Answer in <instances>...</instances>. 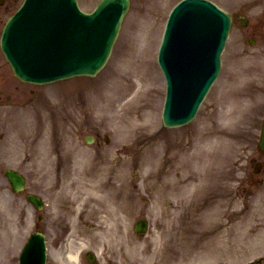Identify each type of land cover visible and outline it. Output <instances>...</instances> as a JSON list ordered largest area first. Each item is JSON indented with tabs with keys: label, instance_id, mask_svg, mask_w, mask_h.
I'll return each mask as SVG.
<instances>
[{
	"label": "rangeland",
	"instance_id": "374dc122",
	"mask_svg": "<svg viewBox=\"0 0 264 264\" xmlns=\"http://www.w3.org/2000/svg\"><path fill=\"white\" fill-rule=\"evenodd\" d=\"M81 1L85 8L90 9L97 0ZM177 1L132 0L131 8L124 20L112 57L108 65L94 77L88 76L82 79L78 77L69 81L54 82L46 85H25L19 83L13 76L10 66L0 51V62L4 64L3 71L5 74L3 76L6 81L9 84H18L20 89L37 88L36 95L38 94L39 97H36L38 99H35L34 102L17 108L18 111L23 110V112H16L15 106L9 108L11 105L0 107V113L2 114L0 116L2 122V125H0L1 166L3 168L13 167L21 170L27 176L29 190L42 193L46 199L53 200L52 197L50 198V192L46 193L49 175L45 170L41 171L39 169V167L46 168L47 166L31 163L28 155L24 157V154H21L19 158L16 147L22 151L21 149H24L27 145L32 143L33 146L36 145L34 142L38 140H42V142L39 141L37 146H44L45 142L43 140H46L47 137L44 139L42 137L51 136L52 132L50 130L52 127H58L60 130L63 124L62 112H81L86 122V131L77 133L70 131V134H65V140L67 142L78 141V143H84V135L88 133L87 131H95L97 135L101 136L104 143L109 145V150H106L105 155H109L106 159L109 158L110 161L105 164L103 170L106 169L107 165H113L115 171L113 175L119 172L117 170L121 168L123 158L126 159L128 170H126L125 191L123 190L124 193L122 194H125V205L127 204L129 213L123 218L122 225L127 234L131 235V238L141 241L145 239L155 240L157 242H155V246L158 250L161 248V243L168 242V248L164 250L166 253L163 258L160 259V255H158L159 264H163L162 261H164V264H215L222 258L219 254L225 255L228 261L240 262L246 260L249 256L236 255L237 253L231 252L228 247H219V249H223V252L217 250L215 253H211L210 243L221 246V240L211 235L216 230L215 228L212 227L213 232H209L208 217L211 220L209 214L211 205H214L215 220L223 219L225 222H238L245 216V214L241 213L240 207L237 206L239 203L238 198L240 197L236 196V186L239 172L246 164L244 159H247L250 155L256 156L254 151L256 150L255 146L264 113V56H262L264 53L260 51L259 46L251 47L236 27L231 35L228 47L222 55L220 78L203 101L196 118L189 124L178 128H165L162 123V108L166 85L164 75L157 62V52L166 19ZM214 1L230 10L244 5L246 2V0ZM263 7L264 4L257 6L254 11L249 12V15L251 17L259 16V14L263 13L259 11ZM7 16L8 14L0 16V31ZM142 48L145 51L142 58L146 67L151 65L153 74L155 76L157 74L159 87V92L155 98L152 94L148 95L151 100L154 98L153 101L158 104L155 105L150 116L153 126L151 128L152 135L156 132L160 139L152 146L150 144L154 141L156 135L154 138L152 136L144 138L137 135L139 132L134 133V131L126 135V132L121 128H115L118 124L115 127L111 124L108 125L107 121L97 116L98 112H92V108L95 106H91L90 102L103 85L110 84L116 74L125 70L120 61L125 58L126 54L133 50L134 57H137ZM123 51H125L124 54H122ZM154 66L156 67V72ZM244 67H248V69ZM239 71H243L244 76L236 80L238 84H235V86L239 87L238 89L243 93H250L253 90V95L255 96L253 98L255 102H251V107L249 106L245 110L249 112V116L247 115L248 118L245 123H242L244 129H241L236 137L234 135L226 139V142L215 143L212 146L208 143V163L205 166L197 161L188 160L183 154L173 160L167 159L171 153L181 146L186 145L185 147L189 148V152H193L197 145L195 140L201 131V127L205 128L203 129L206 139H208V127L214 126L215 118L226 111L225 103L229 105L233 102L232 97L228 93L230 94L234 90L227 89V93L223 88L228 80H235L233 77ZM249 79L255 80L256 84L253 82V86H250V83L247 82ZM79 83H82L78 87L79 90H71L76 88ZM135 87L136 85L132 84L130 94L133 93ZM65 89L71 91L66 92ZM130 96L128 95L126 100ZM24 98L22 94L14 95V100L22 101ZM10 103L12 102L8 104ZM220 103L225 105L222 110ZM28 109L31 112H28ZM36 112L38 115H36ZM137 115L138 113L135 114V116ZM19 119L23 121L19 122ZM43 119L45 123L42 122ZM142 121L143 119L137 123ZM200 141L198 140L199 145ZM202 144L206 145L205 139ZM128 147H130L129 150ZM150 147L157 148L154 150L157 152L158 161L162 157L166 163H169L164 169L165 172L168 169L166 181L170 180L173 182L178 180L179 190L185 194L180 197V195L177 196L178 193H173L172 189H170L168 192L175 197V200L172 201V196H168L172 202L170 206H164L159 199L158 188L160 185L157 180L159 179L160 167L156 165V160H154V164L153 160L143 161L144 157L142 155L145 149ZM19 160L23 162L19 163ZM181 162L183 163L182 165L180 164ZM44 164L46 163L44 162ZM205 173H208V177H206ZM201 174L204 175V178ZM240 174L242 175L243 173ZM101 175L103 177L104 172ZM186 176L189 179L183 181ZM4 180L6 181L5 178ZM120 182L121 180L116 181V183ZM210 201L212 202L210 203ZM18 204L19 207L16 213L18 233L15 236L9 235L0 238V250L6 258L4 264H18V253L21 245H23L24 236L27 237L30 234L32 229H34V221H37V216L35 215L37 212L27 203L24 193L19 196ZM176 207H178V210ZM48 210L46 209V212ZM142 217H147L150 221L149 231L143 237L134 231V222ZM254 218L253 214L250 219ZM259 221V219L256 220V222ZM39 226L48 233L52 241L55 237L56 229L47 224L46 213ZM243 230V226L238 222V229L234 231L240 237L244 235ZM236 234L234 233L232 238L237 236ZM193 237L194 242L191 241V248L189 247L190 240L185 242L183 251L182 246L184 245L182 244H179L180 251H176L173 248L174 244ZM250 241L249 237H245L244 245H247ZM106 256L104 251L100 258L105 259ZM84 264L88 263L84 261Z\"/></svg>",
	"mask_w": 264,
	"mask_h": 264
},
{
	"label": "bare ground",
	"instance_id": "6f19581e",
	"mask_svg": "<svg viewBox=\"0 0 264 264\" xmlns=\"http://www.w3.org/2000/svg\"><path fill=\"white\" fill-rule=\"evenodd\" d=\"M136 59L134 58V53H132L125 61L124 67L125 71H121L117 74L116 79H114L107 88V93L100 94L93 100V105L97 104L98 112H101L102 118L106 119L108 122L113 124H118L115 128H121L126 132V135L129 132L134 131V133L139 132L140 137H149L152 136L151 127L152 119L149 112H153L154 103L158 105L154 98L159 92V87L156 80L149 76L148 69L144 68L138 62L135 63ZM154 75V74H152ZM132 77L136 78L137 83L136 87L131 96L125 101V97L128 95L127 91L131 88L134 81ZM240 92V89L239 91ZM154 95V98L151 100L148 95ZM143 112V113H141ZM135 116V114H137ZM144 115L143 121L137 123L139 119ZM244 115V112H224L222 119L229 123V126H224L222 122H218L214 125L213 130L208 127V139H205L206 145L201 147L199 146L198 140L204 142L205 132L202 129L195 140L197 145L193 152H189V148L181 146L173 153L170 154L167 159H175L180 154H183L187 157L188 160L198 162L199 164L205 166L208 163V143L210 146L219 142H226L233 132L232 125L238 124L240 118ZM138 117V118H132ZM83 156V160H78L73 168H65L63 165L62 171L58 170V174H63V177L59 178L57 176L56 182H60V188L62 194V200L64 204L69 206L70 212H75L77 216H83L86 223L95 225L89 229L85 226L83 229L82 224L79 223L81 230L79 232L81 249L93 245L88 243L85 238H91L94 240L101 236V239L104 242H109L111 245L122 244V249L120 253L125 259L122 264H159L160 260L164 255L161 254L160 249L158 250L155 246V242L144 240L137 241L132 240L128 237L126 239V234L120 229V223L123 220L126 214L129 213V209L125 206V194L122 193L124 190L125 172L123 166H125V159L121 164V168L117 174L113 169V165H107L106 169L103 170V165L105 160L97 161L92 155L87 154V151L80 153ZM150 157L153 158V152L151 151ZM184 157V156H181ZM169 163H166L162 159L161 166L162 169H165ZM183 164L182 162L180 163ZM72 169L74 174L73 178L69 181H65L66 175ZM46 171V170H45ZM53 171L52 167L49 164V169L47 171L50 173ZM104 175L102 177V173ZM168 173V169L165 174ZM208 177V173H205ZM204 178V175L201 174ZM118 178L121 180L118 182ZM189 177L186 176L183 181L188 180ZM78 187H81L82 190L88 191L85 197L79 201L80 195H76L78 192ZM172 189L174 192L179 194V181L175 180L173 182L164 181L160 187L159 192L162 197V201L165 202L168 191ZM2 211V208H0ZM122 216L120 215V213ZM13 214V209L10 208L8 211L7 219L5 225H10L11 216ZM89 218L94 219V222H90ZM87 230V232H86ZM11 232V227L8 228V233ZM157 243V242H156ZM152 246V247H151ZM80 250H71L70 259L78 260L77 251ZM156 251L157 254H156Z\"/></svg>",
	"mask_w": 264,
	"mask_h": 264
},
{
	"label": "water",
	"instance_id": "95a60500",
	"mask_svg": "<svg viewBox=\"0 0 264 264\" xmlns=\"http://www.w3.org/2000/svg\"><path fill=\"white\" fill-rule=\"evenodd\" d=\"M105 1L106 0H104L102 3L104 5L100 6V11L105 9L106 6L108 7L111 3H118L121 8L125 4L126 7V3H123L124 0H109L107 3H104ZM190 3H195L198 6L201 16L196 23H193L191 25V43H187L188 47H186L185 50L190 49L193 51L197 47H201L202 45L205 46L207 50H209L211 48V44L216 41V44H219V49L217 52V55H219L220 50L225 43V38L229 29L227 15L222 12L215 4L208 0H185L181 4H179L171 13L165 29L163 42L159 53V62L166 74L168 82V95L164 111V119L168 122L170 121L171 117L175 115H177L179 118L183 116L181 119L184 120L191 119L195 115L201 100L204 98L209 86L218 73L219 58L217 56L213 59V63L216 66L215 71H213L212 64L209 63V67L204 68L193 78L195 86L188 87L185 84L186 76L182 72L183 69H181V67L175 62V59L180 61L181 56L184 53L183 52L180 55L177 40L182 35V33H184L183 35L185 36L189 29L190 22H186V20H182V18L184 17V13H187V5ZM184 24H187L186 31L182 30ZM211 28L215 29V33L213 34V40L210 42L208 40V31ZM103 50L104 49L95 52L94 55L89 54L86 59L81 56L80 65L78 68L69 71H62L61 67H59L56 72L63 74H68L70 72H93L96 70V68L99 67L100 62L103 59V57L100 56ZM14 58L17 61V57L14 56ZM206 64H208V62H206ZM63 74L48 76L40 79H52L58 76H62ZM187 99L191 100L190 103L194 102V105L189 109V111L184 112L182 111L183 108L180 107V103ZM175 106L180 112H170L171 109Z\"/></svg>",
	"mask_w": 264,
	"mask_h": 264
},
{
	"label": "flooded vegetation",
	"instance_id": "af4514ba",
	"mask_svg": "<svg viewBox=\"0 0 264 264\" xmlns=\"http://www.w3.org/2000/svg\"><path fill=\"white\" fill-rule=\"evenodd\" d=\"M242 13V10H239L237 12H234L233 13V16L235 19L239 18L240 14ZM260 30H264V24H259V23H255L253 26H252V32L254 34H257Z\"/></svg>",
	"mask_w": 264,
	"mask_h": 264
}]
</instances>
